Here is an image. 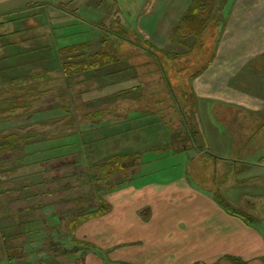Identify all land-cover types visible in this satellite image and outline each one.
I'll return each instance as SVG.
<instances>
[{"label":"rangeland","instance_id":"rangeland-1","mask_svg":"<svg viewBox=\"0 0 264 264\" xmlns=\"http://www.w3.org/2000/svg\"><path fill=\"white\" fill-rule=\"evenodd\" d=\"M112 1L101 46L111 65L94 69V56L91 61L79 56L84 51L61 49L56 54H65L50 65L35 55L34 67L19 71L35 72L26 82L8 81L6 71L0 75V264L9 258L11 264H82L86 248L74 243L69 224L101 201H114L128 184L186 174L221 196L227 197L225 185L233 196L242 195L240 212L249 213L250 201L264 213V169L254 166L264 158V111L230 108L198 117L225 136L234 129L244 146L260 141L259 148L220 156L229 161L203 154L215 150L196 136L189 80L212 55L214 27L202 38H176L173 47L157 51L121 25L127 0ZM15 100L19 108L11 112ZM230 120L244 122L232 126ZM232 161L250 163L261 176L248 181L240 177L244 171L231 174ZM257 225L264 230V223Z\"/></svg>","mask_w":264,"mask_h":264},{"label":"crops","instance_id":"crops-1","mask_svg":"<svg viewBox=\"0 0 264 264\" xmlns=\"http://www.w3.org/2000/svg\"><path fill=\"white\" fill-rule=\"evenodd\" d=\"M127 2V23L121 20V25L152 49L167 51L173 47L172 30L192 0ZM114 3L0 0V75L9 73L10 82L30 80L35 74L31 68L23 75L19 71L34 67L31 60L35 61L37 54L41 56L36 60L50 65L62 58L64 52L56 54L61 49L84 51L79 56L90 60L111 27L108 10ZM224 12V27L209 62L204 61V70L191 76L188 91L192 103L197 104L194 119L199 144L205 147V142L215 150L214 154H203L217 157V162L229 161L220 157L227 152L259 148L261 143L253 140L244 146L246 141L238 139L234 129L224 130L225 136L213 122L200 125V116L210 110L219 115L230 108L264 111V0H227ZM93 45L98 48L91 50ZM42 77H46L44 73ZM230 121L232 126L244 122ZM259 162L254 166L264 169V158ZM232 163L231 174L244 171L246 175L240 177L248 181L261 176L254 174L250 163ZM226 187L221 189L227 194L230 209L236 210L245 198L233 196ZM247 202L250 223L226 211L212 197V191L194 184L186 174L170 181H146L139 187L128 184L114 201H108L107 213L80 224L73 241L86 248L82 264H236L231 259L238 264H264V230L257 225L264 223V213L255 212L254 204Z\"/></svg>","mask_w":264,"mask_h":264},{"label":"trees","instance_id":"trees-1","mask_svg":"<svg viewBox=\"0 0 264 264\" xmlns=\"http://www.w3.org/2000/svg\"><path fill=\"white\" fill-rule=\"evenodd\" d=\"M227 0H192V3L188 9V11L184 14V16L182 17V19L174 26L172 33H171V42L175 43V39L176 38H185V37H189V38H193V39H199L200 37L202 38L208 28L209 25H212V27H214L215 29V34H217V36L215 35V40L219 37L220 33L222 32V29L224 27V19L226 17V13L224 12V7L226 4ZM215 40H211V44H213V47H215L216 41ZM104 43L102 44L103 47ZM211 49V48H210ZM213 49V48H212ZM211 49V51H212ZM71 51L68 53H75L77 52L76 49H70ZM76 50V51H74ZM65 52V51H64ZM65 54V53H64ZM110 52L107 49H102L100 48V50L95 54L94 58H97L96 61L92 62V68L96 69V66H102L104 67L105 65H111L113 59L110 58ZM91 61L93 59H90ZM95 60V59H94ZM209 62V60L206 62V64ZM90 68L91 70H94ZM205 68V65L201 67V69L199 71H197V74L201 73V71H203ZM28 79V78H27ZM26 82V80L24 81ZM33 90V89H32ZM31 91V90H30ZM13 103V107L11 112H14L16 109V103L18 104V101H12ZM19 106V105H18ZM167 131L169 132V130L167 129ZM166 143H168L166 146H171L173 142L167 141ZM163 145V146H165ZM173 150V149H172ZM183 150V149H182ZM182 150H173L175 153L177 152H182ZM142 152V151H141ZM204 152L206 153L205 149ZM207 155H211L208 152L206 153ZM127 155V154H126ZM143 156H140V158ZM122 157H125L122 155ZM118 158V156H117ZM215 159H218L217 157H215ZM226 180V178H224V181ZM212 197L216 200V202L222 206L226 211L232 213V214H238L240 216H242L244 218V220L248 223H250V217L246 216L245 213H240L238 210L235 209H230V206L226 200V198L224 196H221V194L212 192ZM99 209L87 213L85 215H83L82 217H77L75 219H73L71 221V223L69 224V233L71 236L74 235L76 229L80 226V224L84 221L99 217L104 215L105 213H107L110 210L109 205L104 202L101 201L99 203ZM234 263L238 264V260L236 259H231ZM9 264H11V258L8 259L7 261Z\"/></svg>","mask_w":264,"mask_h":264}]
</instances>
